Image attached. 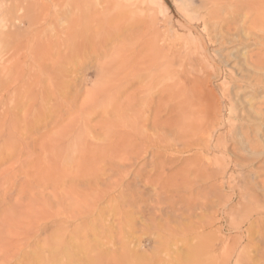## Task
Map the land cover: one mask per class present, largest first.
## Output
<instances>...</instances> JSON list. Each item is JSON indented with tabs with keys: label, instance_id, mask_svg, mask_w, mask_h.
I'll return each mask as SVG.
<instances>
[{
	"label": "rangeland",
	"instance_id": "obj_1",
	"mask_svg": "<svg viewBox=\"0 0 264 264\" xmlns=\"http://www.w3.org/2000/svg\"><path fill=\"white\" fill-rule=\"evenodd\" d=\"M44 1L0 0V264H264V0Z\"/></svg>",
	"mask_w": 264,
	"mask_h": 264
},
{
	"label": "bare ground",
	"instance_id": "obj_2",
	"mask_svg": "<svg viewBox=\"0 0 264 264\" xmlns=\"http://www.w3.org/2000/svg\"><path fill=\"white\" fill-rule=\"evenodd\" d=\"M46 2H48V1H50V0H45ZM45 1H44V5H43V10L44 11H47V3H45ZM51 1H53V2H57L58 4H63V2L65 1V0H51ZM68 1V0H67ZM78 1V0H77ZM109 1V0H108ZM110 1H113V0H110ZM73 3H74V5H76V0H74V1H72ZM80 2V3H79ZM78 2V4L76 5V8H77V11H82V10H84V7L86 6H84V5H82L83 6V8L82 7H79L80 6V4H82L81 3V1H79ZM101 3V2H100ZM99 3V4H100ZM104 3H105V1H104ZM106 3H108L107 1H106ZM111 2H109V4H110ZM65 4V3H64ZM84 4V3H83ZM86 4V3H85ZM88 5V4H87ZM46 6V7H45ZM90 6V5H89ZM108 6L109 5H105V6H103V8H100V6H96L97 8H100V10H97V12H96V10H94L93 8V12H91V13H89V14H87L88 16H91L90 18L88 17L87 19L88 20H86V23L85 24H87V25H89L90 26V28L92 29V30H94V34H95V36L97 37V39H101L102 37H103V35H104V33L106 34L107 33V31H108V28L111 30V28L110 27H108L107 28V25H114L115 27H117V25L119 24V22L121 21V20H123L124 21V19L126 18V13H123L122 15H120L119 13L117 14V16H115V17H113L112 15L114 14H112V15H110L109 13V8H108ZM64 7H65V5H64ZM72 7V6H71ZM88 7V6H87ZM110 7V6H109ZM63 8V7H62ZM61 8V9H62ZM76 8H75V6H74V11L76 10ZM82 10H81V9ZM89 8V7H88ZM87 8V9H88ZM85 9H86V7H85ZM69 10H70V8H69ZM57 11H58V9H57ZM77 11H75V12H77ZM87 11V10H86ZM91 11V10H90ZM89 11V12H90ZM65 12V11H64ZM68 12V11H67ZM73 12V11H72ZM78 13V12H77ZM86 13V12H85ZM80 14H81V12L80 13H78V15L76 16L77 18L76 19H74L75 18V16L73 15V13H72V15L74 16V17H72L70 20H72V19H74V20H76V22H74V25L73 24H71L70 25V27H69V33H71V31L72 30H77V28L80 30L81 29V31H82V26H80V25H82V22H83V19H84V17H86V16H84V17H81L80 16ZM83 14V13H82ZM262 14V13H261ZM116 15V14H115ZM61 16V15H60ZM264 17H263V15H260V16H258V20H260V21H262V19H263ZM127 20V19H126ZM125 20V21H126ZM88 22V23H87ZM111 22H113V23H111ZM122 22V21H121ZM120 22V23H121ZM127 22V21H126ZM76 23V24H75ZM125 23V22H124ZM117 24V25H116ZM121 24H123V23H121ZM136 24V23H135ZM88 26V27H89ZM79 27H82V28H79ZM83 28V30L84 31H82V32H79V33H82V36H84L85 35V33H87V32H89V28ZM118 28V27H117ZM63 29V28H62ZM139 29V28H138ZM78 30V31H79ZM88 30V31H87ZM137 30V29H136ZM87 31V32H86ZM132 31H133V29H132ZM75 33V32H74ZM78 32H76L75 33V35L73 36V39H74V43H73V45H74V48L75 49H78L77 47H79L80 46V44H82V42L81 43H79V42H77V39H76V37H78V34H79ZM60 34V33H59ZM138 34V33H137ZM81 35V34H80ZM90 36L92 37L93 35H89L88 37H86V39L88 38V40H90L91 38H90ZM135 36H137V35H135ZM151 36H154L153 34L151 35ZM164 36V35H163ZM144 37V36H143ZM146 38H147V36H145ZM155 37L157 38V36L155 35ZM165 37V36H164ZM171 37V36H170ZM84 38V37H83ZM161 38V37H160ZM73 39H70L69 38V40H73ZM82 39V38H81ZM86 39H85V41L84 42H86L87 43V41H86ZM93 39V38H92ZM76 40V41H75ZM84 40V39H83ZM129 39H127V36L126 37H124L123 38V41L121 42V43H118V46L116 47V53H117V56H116V61L119 63L118 64V66L119 67H117L118 68V74H119V76H118V80H119V82H120V84L122 83V88H123V92L124 93H126L125 95H124V102L126 103V104H128L129 102H130V100H131V96L133 95H135L137 92V88L136 89H134V91L133 92H131V93H128L127 94V90L129 89L128 88V86H129V84H130V80L129 79H133L134 78V74L136 73V71H138L139 69H142V68H144L145 70H146V68L147 67H150V66H152V65H155V64H158V60H159V58L161 57V55L162 54H164L163 53V51H164V48L163 47H159V48H157V47H153V49H141V48H139V45L138 46H135V48H128L129 46H130V44H134V45H136V42H134V40H131V41H128ZM164 40V39H163ZM185 40V39H184ZM159 41H161V39L159 40ZM132 42V43H131ZM170 42V41H169ZM86 43H84V44H86ZM172 43V42H171ZM162 44V43H161ZM173 44V43H172ZM71 45V44H70ZM169 45H171V44H169ZM186 46V43H184L183 44V46ZM167 45L165 44V47H166ZM184 46V47H185ZM137 47V48H136ZM145 47V46H144ZM147 47V46H146ZM187 47V46H186ZM170 48V47H169ZM166 49H168V48H165V50ZM172 50H174V48L172 49ZM172 50H169V51H172ZM186 50V49H185ZM76 52V51H75ZM186 54V53H185ZM164 55H166V53L164 54ZM170 55V54H169ZM175 55V54H174ZM181 55V54H180ZM196 55V54H195ZM163 57H165V56H163ZM191 57V56H190ZM167 58H168V55H167ZM164 59V58H163ZM159 65H160V63H159ZM101 67H102V71H103V78L102 79H104L107 83H112V82H114V80H115V77H111V76H109V70H108V62L106 61V60H104L103 61V63H102V65H101ZM187 68V67H186ZM182 70V69H181ZM143 71V70H142ZM179 74V73H178ZM177 74V75H178ZM129 80V81H128ZM148 82V81H147ZM146 83V82H145ZM145 83H144V85H145ZM150 83L152 84V82L150 81ZM105 84V83H104ZM104 86V85H103ZM149 86V85H148ZM131 87V86H130ZM170 87V86H169ZM149 88V87H148ZM127 89V90H126ZM147 89V88H146ZM168 89V88H167ZM171 89H173V88H171ZM133 90V89H132ZM169 90V89H168ZM126 91V92H125ZM171 93V92H170ZM174 93V92H173ZM97 94H99V93H97ZM170 95V94H169ZM132 96V97H133ZM174 97H176V94H175V96ZM174 99V98H173ZM169 101V100H168ZM128 102V103H127ZM118 105V104H117ZM125 105V104H124ZM161 107V106H160ZM175 108V107H174ZM155 125V124H154Z\"/></svg>",
	"mask_w": 264,
	"mask_h": 264
}]
</instances>
